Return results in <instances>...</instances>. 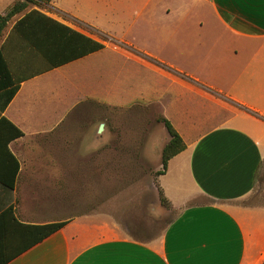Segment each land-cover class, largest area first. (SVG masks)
Masks as SVG:
<instances>
[{
    "label": "crops",
    "instance_id": "crops-1",
    "mask_svg": "<svg viewBox=\"0 0 264 264\" xmlns=\"http://www.w3.org/2000/svg\"><path fill=\"white\" fill-rule=\"evenodd\" d=\"M65 1L57 0L56 6L81 26L43 13L103 44V49L47 70L48 65L39 54L19 37L9 36L11 30L0 44H4V54L14 79L21 81L2 116L24 134L9 144V150L19 162L15 186L10 189L0 182V262L264 264V209L238 211L228 205L250 195L264 175V0H171V9L167 6L168 12L177 14L183 21L190 19L191 22L185 23L197 29L195 41L199 46L191 49L195 56L209 58L211 54L226 53L232 61L246 57V63L233 77H228V73L196 75L172 66L163 69L167 71L164 75L147 68L169 84L168 118H162L170 122L171 91L175 103H190L187 96L195 97L172 86L171 71L183 74L190 83L221 95L228 103L241 108L228 124L205 132L194 142L182 137L186 149L169 161L166 173L159 177L163 194L180 212L160 237L150 241L116 236L110 226L92 216L55 220L39 211L43 197L38 191V182L45 180L47 187L56 189L63 179L55 173L59 172L57 165L28 162L32 149L25 147L24 142L40 135H54L59 140L57 137L61 134L73 131L71 125L87 107L95 112V104L89 103L99 102L105 108L113 104L127 106L112 101L111 72L105 57L109 47L103 37L113 36L132 46L134 53L120 54L137 63L144 56L166 65L151 52L140 50L108 30L102 22L105 20L103 13L85 18L67 8L63 4ZM104 1L107 4L108 1ZM139 2L136 7L147 8L151 0ZM179 89L184 93L182 97ZM160 91L155 86V92ZM152 94H141L135 100L141 97L152 100ZM197 101L193 103H208L203 98ZM163 106L161 103V109ZM87 131L88 136L87 132L80 136L83 141L93 133L91 128ZM79 135L78 132L77 137ZM67 140L75 144L73 138ZM73 147L67 146V150L72 152ZM46 154L50 153L46 151ZM6 167L1 175L9 181L14 169L12 161ZM52 191L55 198L53 194L57 193ZM198 198H209L212 202L190 204ZM64 221L67 224L62 229L31 246L32 237L26 226Z\"/></svg>",
    "mask_w": 264,
    "mask_h": 264
},
{
    "label": "rangeland",
    "instance_id": "rangeland-1",
    "mask_svg": "<svg viewBox=\"0 0 264 264\" xmlns=\"http://www.w3.org/2000/svg\"><path fill=\"white\" fill-rule=\"evenodd\" d=\"M18 1L24 0H0V14H6ZM107 1L106 4L104 0H67L63 4L85 18L103 13L105 20L102 22L108 30L140 50L151 52L167 66L141 55L142 59L137 63L120 54L134 53L132 46L113 36L103 37L109 47L105 57L111 72L112 101L127 106L113 104L111 108H105L99 102L89 103L95 104V112L87 107L71 125L74 127L72 132L61 134L57 137L59 140L54 135L36 136L27 139L23 145L32 149L28 162L57 165L59 172L55 173L63 179L56 189L47 187L45 180L38 182L37 188L43 197L40 212L55 220L92 216L110 226L116 236L150 241L160 237L180 211L164 206L159 184L162 153L170 138L160 121L163 116L168 118L169 84L147 68L164 75L167 71L163 69L172 66L196 75L228 73V77H233L243 68L246 57L232 61L226 53L211 54L209 58L191 53V49L199 46L195 41L197 29L185 23L191 22L190 19L183 21L177 14L167 11V6L171 9V0H151L147 8L136 7L138 0ZM56 2L30 3L24 12L9 22L1 41L14 22L32 9L76 24L70 14L56 6ZM76 26L81 25L77 23ZM171 84L197 96L188 95L190 103H175L171 91V123L187 142H194L205 132L228 124L232 116L241 111L223 96L190 83L183 74L171 71ZM155 86L160 88V93L155 92ZM141 94H152V100L146 101L144 97L135 100ZM201 98L208 103H193ZM132 100L135 101L128 105ZM161 103H164L163 109ZM93 122H96L94 126ZM101 125H104L103 131L98 133ZM87 128L93 133L91 139L88 137L83 141L80 136L85 132L88 136ZM69 138H73L75 144L67 140ZM71 145H74L73 151L69 152L67 146ZM52 190L57 193L53 194L55 198ZM211 202L209 198H198L190 204ZM228 205L238 211L264 209V175L250 195Z\"/></svg>",
    "mask_w": 264,
    "mask_h": 264
},
{
    "label": "trees",
    "instance_id": "trees-1",
    "mask_svg": "<svg viewBox=\"0 0 264 264\" xmlns=\"http://www.w3.org/2000/svg\"><path fill=\"white\" fill-rule=\"evenodd\" d=\"M51 0H24L18 1L6 14H0V41L9 22L24 12L30 3L48 4ZM9 36H17L30 49L39 54L47 63V70L62 66L68 62L99 51L104 45L82 35L74 29L56 21L43 12L32 9L24 13L13 25ZM21 81H16L12 75L9 63L4 54V44L0 46V182L10 189L15 186L19 172V162L9 150V144L22 137L21 130L10 123L2 113L15 97ZM170 139L163 149L162 169L159 176L164 175L169 161L186 149L185 141L172 123L166 118H160ZM9 160H6V159ZM12 161L14 169L9 181L2 179V173ZM3 167V169H2ZM5 168V169H4ZM9 169L11 166L8 167ZM162 192V191H161ZM162 203L165 207L171 205L162 192ZM67 224V221L44 225L26 226L30 229L32 247L49 236L58 232ZM6 261H1L0 264Z\"/></svg>",
    "mask_w": 264,
    "mask_h": 264
},
{
    "label": "water",
    "instance_id": "water-1",
    "mask_svg": "<svg viewBox=\"0 0 264 264\" xmlns=\"http://www.w3.org/2000/svg\"><path fill=\"white\" fill-rule=\"evenodd\" d=\"M104 125H101L99 128V133H101L103 131Z\"/></svg>",
    "mask_w": 264,
    "mask_h": 264
}]
</instances>
